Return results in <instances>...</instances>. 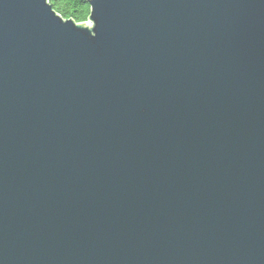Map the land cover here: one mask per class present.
<instances>
[{
	"label": "water",
	"instance_id": "obj_1",
	"mask_svg": "<svg viewBox=\"0 0 264 264\" xmlns=\"http://www.w3.org/2000/svg\"><path fill=\"white\" fill-rule=\"evenodd\" d=\"M0 0V264H264V0Z\"/></svg>",
	"mask_w": 264,
	"mask_h": 264
},
{
	"label": "trees",
	"instance_id": "obj_2",
	"mask_svg": "<svg viewBox=\"0 0 264 264\" xmlns=\"http://www.w3.org/2000/svg\"><path fill=\"white\" fill-rule=\"evenodd\" d=\"M52 8L64 18L76 22L86 21L90 12L89 0H47Z\"/></svg>",
	"mask_w": 264,
	"mask_h": 264
}]
</instances>
